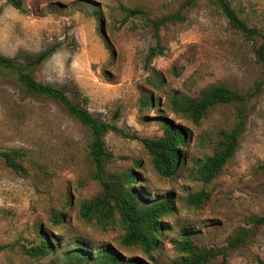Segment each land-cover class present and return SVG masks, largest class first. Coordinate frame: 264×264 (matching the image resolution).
<instances>
[{
  "label": "rangeland",
  "instance_id": "374dc122",
  "mask_svg": "<svg viewBox=\"0 0 264 264\" xmlns=\"http://www.w3.org/2000/svg\"><path fill=\"white\" fill-rule=\"evenodd\" d=\"M181 1L24 0L20 11L0 0V54L25 60L55 46L35 71L36 78L64 89L73 100V88H79L96 118L113 121L118 112L114 122L125 134L104 135L113 154L105 178L134 167L136 189L150 198L171 194L175 207L162 216L159 242L149 254L121 244L124 230L117 220L106 228L83 220L81 202L102 189L93 177L88 127L58 102L25 92L0 70V151L20 149L23 166L14 170L0 156V264H65L63 252L79 239L94 248L110 245L124 259L172 264L183 255L176 245L182 235H190L200 247L223 246L250 216L264 217V83L248 102L234 155L209 182L197 177L196 162L213 152L218 131L233 125L236 105H215L195 124L173 113L169 102L173 90L196 96L214 83L249 91L264 71L254 52L260 36L244 37L215 6L197 0L183 9V22L160 29L165 50L152 65L163 82L155 86L144 66L153 44L149 28L139 18L122 22L121 4L142 6L153 17L177 10ZM229 2L249 26L264 33V0ZM142 89L151 96L149 108L140 109ZM161 117L191 131L186 156L170 177L160 176L143 143L130 137L162 135ZM200 189L210 192L209 199L199 207L188 205L187 195ZM54 211L63 214L58 223L53 222ZM43 235L55 239L56 252L31 255L27 248ZM207 264H264V223L252 226L240 247Z\"/></svg>",
  "mask_w": 264,
  "mask_h": 264
},
{
  "label": "trees",
  "instance_id": "16d2710c",
  "mask_svg": "<svg viewBox=\"0 0 264 264\" xmlns=\"http://www.w3.org/2000/svg\"><path fill=\"white\" fill-rule=\"evenodd\" d=\"M14 8L24 11V0H5ZM215 6L226 18L229 25L239 31L244 37L253 39L259 35L261 40L254 48L258 61L264 66V33L257 28L249 26L231 6L229 0H205ZM197 0H182L175 11L151 17L142 6L129 7L120 5L124 13L122 22L130 18H139L144 26L150 30L153 44L147 49L144 57V66L151 71L154 80L151 84H161L163 74L152 65V60L162 55L165 45L160 35L161 27L168 24H176L185 20L183 9L193 7ZM55 46L41 51L30 59L18 60L0 54V70L12 78L20 88L29 94L50 98L62 105L67 112L76 117L90 132L88 152L95 166L93 177L100 181L102 189L90 198L85 199L79 206V216L87 221L94 222L100 228H106L117 220L124 230L121 236V244L125 246H137L146 254H149L158 244L162 233V216L175 210L174 199L168 194L161 198H150L142 191L134 187L138 180V173L134 167L121 172L112 173L105 178L106 167L113 158L112 152L105 146L104 135L108 131L125 134L117 126L114 120L118 112L113 115V121L102 120L94 117L88 110V96L84 95L77 87L73 88V100L64 89L39 81L35 71L45 58L54 50ZM264 83V71L254 86L247 92H239L224 83H214L201 89L199 94L191 96L180 90H173L169 95L170 109L173 113L198 124L206 115L208 109L215 105L234 102L236 105L235 120L233 125L225 130L218 131V139L215 141L213 152L196 162L197 177L203 182H209L216 178L225 164L234 155L239 136L245 128L248 102L260 93ZM148 89H142L139 97L140 109L149 108L152 105ZM163 133L154 137H139L131 134V138L139 139L148 155L153 169L162 177L174 175L182 159L186 156L185 146L190 141L191 131L184 125L173 120L161 117ZM0 156L5 164L14 170H23L19 162L22 157L20 149L0 151ZM138 165V163H135ZM210 197V192L205 189L191 192L185 198L190 206L199 207ZM116 214L118 218L116 219ZM53 222L62 220L63 214L54 211ZM264 223V217L252 215L247 222L238 225L226 237L223 246L200 247L193 243L190 235H182L176 245L183 255L172 264H207L212 258L222 255L226 250L240 247L249 236L251 227ZM47 235H43L38 243L27 248L33 256H45L57 250V244ZM2 246L0 245V250ZM65 264L73 262L82 264H144L137 258L124 259L116 249L110 245L94 248L84 240H76L73 245L63 252Z\"/></svg>",
  "mask_w": 264,
  "mask_h": 264
}]
</instances>
